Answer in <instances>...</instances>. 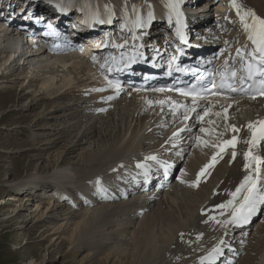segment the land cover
Segmentation results:
<instances>
[{"label": "rangeland", "instance_id": "obj_1", "mask_svg": "<svg viewBox=\"0 0 264 264\" xmlns=\"http://www.w3.org/2000/svg\"><path fill=\"white\" fill-rule=\"evenodd\" d=\"M207 2H209V0H207ZM223 2V0H213L210 3H205L204 0H197L195 4L190 2L188 5L190 7L188 8H190L191 12L198 13V15H202L203 13H207L208 15L216 8L222 10ZM244 5L239 9L244 11L246 7ZM5 7L6 5L0 6L3 15L7 16L9 12H14L13 8L15 6H11V9H8V11ZM30 12L32 13L33 11ZM30 12L26 11L27 15H29L28 17L31 19L33 14H30ZM33 13H36V10H34ZM11 15L8 17L17 16L15 13ZM17 17L21 18L20 15ZM222 20L216 26L213 27V25H210L209 28L205 29V33L209 36L207 39H213L208 41V43L212 42V45L217 51L229 50V47L236 43L240 33L239 27L235 25V22L227 24L224 19ZM65 27L67 26L65 25ZM2 28L0 24V29L2 30ZM78 33L81 35L83 32L79 31ZM3 35H0V39L4 37ZM15 38L18 43V36ZM3 43L4 42L0 41V49L3 48ZM16 48L20 50V44H18ZM40 50H42L41 47L31 52V49L22 46V53H25L27 58L30 59L28 62L23 59L16 64L7 63L6 57L9 53L0 51V264H28L30 260H34L35 264H96L99 259V257H97L99 251H111V249L113 251L117 249L121 255H125V253H135L136 244L134 242L133 232L139 229L143 218L137 214L136 211L138 209H133V212L130 211L131 213L128 211L126 216H124L125 213L119 215L121 220H123L120 222L123 226H126L122 227L120 222L116 223V225L111 224L105 226L106 229L100 228L99 230L101 232L98 230L94 233V236L92 235L95 241H93L92 236H89L90 238L87 237V239L89 241L92 239L90 242L85 239V241L79 244L73 241L71 243L67 238L71 236L72 225L65 216L70 206V201H59L57 196L51 195L47 189H51L53 187L52 185L41 186L42 188L40 187L33 195L29 191L30 187H28L29 189H25L28 191H25L21 183L34 177L35 174L37 177L47 178L62 170H73L76 175L75 185L78 186L79 180H84L81 178L89 175V178L94 179V177H97L98 173H107L108 175L110 174V170L108 169L112 168L109 166L110 163H107L109 160H97L98 164L93 166L97 168L100 167L101 170L92 174L90 167L86 168L87 166L83 164L84 162L94 161V159L100 158L99 156H101L102 153H106L111 147L117 145L119 147L114 152L122 153L127 145L131 143L135 145L139 141L134 151L136 155L143 153L146 156H155L157 158L156 160H161L162 157H174L176 160L179 156H183H181V154H175V152H188V154L185 155V161L181 164V171L175 176L171 185L164 191H150L147 194L139 193L127 198H115V193H108L109 196L114 199L113 203L110 204L96 201L95 205L92 207L85 206L86 204L83 202L82 204L76 203L77 206L73 209L76 213L75 217L71 215L72 218L70 217V219H75V221H77L76 219H80V215L85 213H87L88 217L90 215L93 216L102 209H109V211L116 214L117 211L125 208V210H130L131 204L141 201L144 206H150V211L156 212L164 209L169 215L175 216L178 222L181 223V226L183 225V231L186 232L182 237L184 243L181 244L180 249H177L174 254H172L170 244L168 248L165 249L166 251H163L164 254H162L163 252L160 254L161 259H158L159 261L154 263L175 264L178 258L182 262L184 259L193 256L195 254L193 252H196V248L192 247H195L197 243H201L206 237L201 235L204 229L215 227L216 230H218L219 227L217 226H222V224H217L216 220L211 218L210 221L207 222L208 224L199 222V219L204 221V216H201L199 212L205 205L212 202V192L217 189L218 184L214 183L211 177L208 179V176V178L206 177L207 179L205 178V180L201 181L202 183L200 182L202 187L201 184L198 185V187L194 184L193 180L189 182L182 178L180 176L182 174L181 172L182 170L184 171L188 163L194 159L196 153L204 152L205 150L203 149L205 148L206 150L214 149L213 144L221 140V138L222 140L226 138L228 140L227 134L230 132L227 131L232 130L230 125L232 126L233 124L240 129V127L245 124V121L249 118L251 119L254 114L250 116L245 110L239 108L236 112H230V114L228 112V118L225 119L221 109L217 111L211 110L209 105H203L204 108H208L212 113L220 112L222 115L216 116L209 114L205 116L203 121H200L198 117L193 119L192 113L190 114V112H188V119H185V113H174L172 109L166 106L160 109V107H158L160 104H156V102L160 101L159 99L163 100V97H159L155 100L153 99L152 92L137 94L140 99H143L141 100L142 102L145 101V106L149 104V106L147 105L148 107H140L142 110L140 112L139 108L132 109L126 105V103L125 105L122 104L124 100L130 101L132 94L133 96L135 94L134 91L124 93L120 98L121 100H115L109 107L104 106L98 102V97L95 94L100 91L98 89H106L107 86L105 81L98 76V73L95 74V78L90 81L77 79L76 74L75 76L70 74V71H74L72 63L62 64V66H67L65 68H55L53 70L55 72L51 73L46 70L45 62H43L44 58L49 59L50 56L45 54L41 57H37L36 51ZM34 54L36 55L34 56ZM77 63L79 64H77V67L80 71H87L88 69L87 72H90L94 70L90 68L89 65L80 64L79 61ZM94 72L95 71H93V73ZM42 73H44V75ZM64 92L68 93L67 96L65 95L63 99H57L59 95L64 94ZM148 98L149 100H147ZM151 100L152 104H156H154L155 106L152 104L150 106L149 101ZM75 102L78 104H74ZM231 102L233 104L235 100H230L226 103L230 104ZM226 103L222 105H226ZM203 111L204 109L201 110L199 114L202 115ZM209 121H212V123H209ZM223 127L224 129H222ZM194 128L196 129L194 130ZM201 128L208 129V132H201ZM107 130L111 132V138L105 137L104 134ZM125 132H128L129 136ZM130 132L132 136H130ZM86 134V144L76 147V151L73 150V154L71 155L69 150L71 151L73 149L72 147L76 145V142ZM197 136L200 137V140H197ZM215 136L216 138L218 136V138L216 139ZM99 139L100 141L98 143L97 140ZM201 141H207L208 143L204 144ZM211 143L212 145H210ZM218 143H216L217 146ZM175 149L177 151H175ZM218 151L221 154V151ZM218 151L214 154L217 155L219 153ZM85 153L87 156L86 158L92 154L91 158H89L90 160H78L79 158H77V156L80 154L84 155ZM66 155V160H63ZM226 155H228L229 158L231 157L229 152L228 154L225 153V156ZM72 157L76 158L72 159ZM117 157H119V155ZM126 160H129V158ZM215 162L210 164L215 167ZM222 162L218 165H221V167L224 166V168L230 167L228 159ZM212 166L207 169L212 170ZM262 171L264 172V168ZM11 185H19L21 187L14 192L10 191L14 190L9 188ZM19 192L25 193L20 195ZM41 193L44 196H40ZM75 193L77 194V192ZM48 194L51 196L49 197ZM77 196L73 198L75 201H79ZM92 201V197H89L87 200L88 204L93 203ZM53 203H55L54 206L51 205ZM162 204L164 207H162ZM37 206L43 208L39 215L32 212ZM48 207H50V209L45 213ZM218 212L214 213L211 217H216L217 220L221 221L230 219V212L223 211L225 216L222 217L218 216ZM135 213L137 216L134 215L133 217ZM188 218H191V220L187 223L186 220ZM259 220H261L262 223H259ZM259 220H257L256 225L247 238H240L242 233H240V231L236 232V239L239 241L244 240L246 243L245 247H247L236 264H247V260L252 257L249 252L250 247L257 242L264 243V229L262 226L264 224V206ZM124 221L127 222L124 223ZM201 224L204 225L203 228ZM55 226H62L61 232L57 233V230L54 229ZM110 226H116L118 228H111ZM120 227H122V229L128 227L126 228L127 233L123 234L122 231H120L122 230ZM97 233L99 234L97 235ZM214 233L215 238H217L219 231H217V233L214 231L213 235ZM198 237L201 238H199L200 241H198ZM96 238L99 240H96ZM179 240L180 238L175 237L172 244L178 243ZM174 246V248L179 247L177 244ZM201 246L200 247L203 248L205 245L203 244ZM74 247L78 249L76 250L77 253L75 252L73 257L67 258V254L75 250L73 249ZM189 248L195 251L191 253ZM186 249H189V252L185 251ZM197 251L198 254L201 253V251ZM204 252L205 251H203V253ZM193 258L191 257V259ZM189 263L188 261L186 264Z\"/></svg>", "mask_w": 264, "mask_h": 264}, {"label": "bare ground", "instance_id": "obj_2", "mask_svg": "<svg viewBox=\"0 0 264 264\" xmlns=\"http://www.w3.org/2000/svg\"><path fill=\"white\" fill-rule=\"evenodd\" d=\"M113 1L118 2V3L123 2V0H113ZM125 1L129 5H137V6L145 7V8H148V3L155 2L154 4L159 6L162 11L167 10V4H162L160 2V0H125ZM172 1L173 2H169V5L171 3H175L176 2V0H172ZM226 1H227V4L225 5V7L228 10V12L225 13V14H223L221 12H216L215 16L217 18H219V19H223L224 18V20L226 19L225 21H227V22H236L237 24L243 25V27H244V23L241 21V17H240V14H238L237 8L233 6L232 0H226ZM236 4L239 5V8H241V6L244 5V4H245L244 6H246L244 11L240 9V13L241 14H243L245 12H251V13H254L255 16H257V17H259L261 19H264V0H236ZM5 9L8 11V9H10V8H8V6H6ZM13 9H14L15 15H17V16L18 15H27L26 11L27 12L29 11V10H27L26 7H22V5H19V4H16ZM217 11H220V10L217 9ZM1 14H2V12H1V8H0V15ZM30 14H33V13L30 12ZM10 15L11 14L9 13V16ZM43 15H44V17H48V18L50 16L48 13H44ZM4 16L8 17V14H7V16L6 15H4ZM27 16H29V15H27ZM210 16H211L210 14L207 15V13H206V14H204L202 16H199V17L195 16V17L200 18V19H208V18H210ZM251 18H252L251 16L247 17V20H248L249 23L252 22ZM189 20H191V18H189ZM65 23L67 24L66 25L67 27L64 26V28H66V29H74V27L78 28L77 21L75 19L66 20ZM201 23H207V22H205L203 20ZM157 27L159 28L160 26H157ZM163 27L165 28L164 34H168L169 31L171 30L170 24H166ZM154 28H155L154 30H157L156 25L154 26ZM2 29H6V27L4 26ZM77 31L82 32L81 30H78V29H77ZM199 31H201V30H199ZM244 31H245V36H246V34H249V31L247 29H245V27H244ZM78 34L79 33L77 32V35ZM0 35L4 36L2 39H0V41L4 42L3 43L4 46H3L2 49H0V51L1 52L3 51L4 53H9L8 56L6 57V62L7 63L16 64L17 62H21L23 59H25L26 62H28V60L30 58H27V55L25 53H22V52L18 51L19 49L16 48L17 45L18 44L21 45V43H20L19 40H18V43H17V39L15 38L16 35L11 31V29H10L9 33H3V30L0 29ZM245 36L243 37V42H244ZM58 51H62V49L60 48V49H58ZM17 52H20V54H19V56L17 58H15ZM31 52H33V51L31 50ZM59 53H63V52H59ZM36 54H37V57H41V56L45 55L46 52L36 51ZM36 54H34V56ZM62 55L63 54H60L59 56H56V57L54 56L55 59H54V57H50L49 59L44 58L43 62H45V65H46V68H47L46 70H48L51 73L52 72L54 73L55 71H53V70L55 68H57V69L58 68H65L67 66V65L62 66V64L72 63L74 71H70V74L73 75V76H75V74H76L77 79H85L86 81H90V80H93L95 78V76H94L95 72L93 73L92 70L90 72H87L88 69H87V71H84V70L80 71V69L77 67L79 65L77 63L78 62L77 59L72 57L70 60L62 61L63 60V56ZM72 60H75V61H72ZM27 65H29V64H27ZM95 68L97 70L99 69L98 67H95ZM100 70H102L104 72L103 69H100ZM68 73H69V71H68ZM42 74L44 75V73H42ZM68 76H70V75H68ZM73 80H74V78H73ZM67 94L68 93L64 92V94H60L57 99H63L65 97V95L67 96ZM95 94L98 97V102L100 104L109 107L111 104L114 103L115 100L120 99L123 96L124 93H121L120 91L117 93V91L115 89L113 90V89H111L109 87L107 89H102V90L98 91ZM161 95L164 96V99L162 101H165V103L162 104V105H165L167 102L169 103L168 105H172V103L169 102V100H168V98H171V95H167V94H161ZM109 97H113V98L109 99ZM142 98H144V97H142ZM146 98H147V96H146ZM141 100H143V99H140V97H138V95L134 94V96H133V94H132L130 101L129 100L128 101L124 100V102H122V104L125 105V103H126V105H128L132 109L139 108V111L141 112L142 110L140 109V107H142V106L146 107L147 105L149 106V104H146V106H145V104H144L145 101L142 102ZM147 100H149V98ZM238 101H237L238 107H235V105H233V106L228 108L231 113L232 112H236L240 108L241 110H245L247 113H249L250 116L253 115V114L254 115L251 117V119L250 118L247 119V120L245 119L246 120L245 124L240 127V133L239 134L237 132H233L231 129H230L231 131H227L229 129L223 130V131L230 132V133L227 134L228 140L231 137H234V136L237 138V143H236L235 147L225 146L224 142L227 140V138L223 139V140L221 138V140L218 141L220 143L216 142V143H218V146H217L216 143L213 144V148L214 149L206 150V148H205V149H203L205 151L204 152L202 151L203 153L202 152H200L201 154L200 153H196L194 159L191 160L188 163V165L184 168V171L181 172L183 174L182 178H184L185 180H187L189 182L190 181L192 182V180H193L195 185H196L195 182L197 181L198 178H199V184L198 185H200L202 183L201 181L205 180L206 177L208 178V176H209L208 179H210V177H211V179L214 180V183L218 184L217 189L214 192H212L213 195L211 194L212 195V197H211L212 202L208 203V205H205V207H203L201 209V211L199 212V214H201V216H204V221H201V219H199L200 223L203 222L204 224H206L208 221H210V219L208 220L210 215L214 214L215 212L221 211L220 209L217 208V205L226 203L228 201V197H229L230 193L235 192V190L240 186V184L243 182V180L245 179L246 176H248L250 174L251 175H255L254 174L255 172L253 171V168L255 167V165H253V167H250V168H247V169L245 168V165L249 163V161L245 159V153L249 152L251 149L253 150V147H252L253 144L249 143V141H251V139H252V132L248 129V124L249 123H255V122L260 120L261 115L264 116V102H263V105H262L261 101L255 102V101L247 100V99H244V100L242 99L241 101H239V103H238ZM151 102H152V100H151ZM153 102H154V100H153ZM234 103H236V102H234ZM74 104H78V103L75 102ZM151 104L152 103H150V106H151ZM154 104H152V105H154ZM156 104H157V102H156ZM162 105H161V107H162ZM176 105H182V103L181 102H177ZM73 106H75V105H73ZM128 106H126V107H128ZM227 106L228 105L224 106L223 108H225ZM158 107H160V106H158ZM168 108H170V107L168 106ZM215 108H217V107H215ZM55 109H57V108H55ZM221 110L224 111V109H221ZM194 118L195 117H193V119ZM230 127H231V125H230ZM195 129L196 128H194V130ZM222 129H224V127ZM131 132H132V130H131ZM131 132H130V136H132ZM125 133H127V135L129 136L128 132H125ZM90 135H91V132H90ZM90 135L88 134L89 137H90ZM104 135H105V137L108 138L112 134H111V132L109 130H107ZM220 136H222V135H220ZM140 137H142V136H140ZM225 137H226V135H225ZM136 138H137V136H136ZM215 138H216V136H215ZM217 138H218V136H217ZM85 141H87V134L85 136L83 135L81 137V139H79L76 142V145L74 147H72L73 149L71 151L69 150L70 154L71 155L73 154V150L76 151V147H79V146H81L83 144H86ZM97 141L99 143L100 139L97 140ZM137 144L134 145V144L131 143L130 145H127L124 148V150L122 151V153H115L114 151L119 146L118 145L117 146H113L106 153L105 152L102 153V155L99 156L100 158L94 159V161L84 162L83 164H85V166H87L86 168L90 167L92 174L97 173V172H99L101 170L100 167L97 168V167L93 166V165H97L98 164L97 160H106V161L109 160V161H107V163H110L109 166L114 167L115 166L114 164L117 163L119 160H126L127 158H131L132 156H139V154L136 155V153L134 152ZM210 145H212V143ZM221 148H223V151H221ZM225 149L227 150L225 153L228 154V152H229V154H231L230 158L228 157V155L225 156V159L226 160L228 159V161L230 162V167L229 168H224V166L221 167V165H218L217 162L214 163L215 167L212 166L210 163L213 161V157H215V160L219 159L221 156L223 157L225 155V153H224ZM218 150L221 151V154H219V156H215V154H216L215 152L218 151ZM233 152L236 153L235 158H233ZM261 153H262L261 151L253 152V154L254 155L256 154L257 156H261ZM91 155L92 154H90L89 157L86 158L87 157L86 153L84 155L80 154V155L77 156V158H79L78 160H90L89 158H91ZM118 155H119V157H117ZM66 157H67V155L65 156V158L63 160H66ZM73 158H76V157H72V159ZM118 158H120V159H118ZM91 160H93V159H91ZM208 164H210L213 167V169L212 170L211 169H206L205 174L203 176H201L200 175L201 174V170L205 169V166L208 165ZM125 169H126V167H121V170H125ZM145 172H146V169L143 168L141 170V173H145ZM99 174L103 175L104 177H105V175H107V173H102V174L98 173V175ZM77 175H78V173H77ZM98 175H97V177H98ZM97 177H94V179H93V178H89V175H87L86 177L81 178V179H84V180H79V182L77 184L78 186H76L75 185L76 184V182H75L76 175H75L74 171L73 170H62V171H60V172H58L56 174H53V175H51V176H49L47 178L37 177L36 174H35L34 177H32L30 179H27L26 181L22 182L21 185H22L24 190L25 189H29L28 187H30L29 191H30L31 194H33L36 191H38L39 188L41 186H43V185L44 186L52 185L53 189H54V192L52 194L50 193L51 195L57 196L59 201H63V202L64 201H67V202L70 201L71 202V203H69L70 206L68 208V211L65 214L66 219H69L70 224L72 225L71 236L69 238H67L68 241L71 242V243L73 241L74 243L77 242L79 244V243H82L83 241H85V239L88 242H90L92 239L89 241L87 239V237L92 236V235L94 236V233L97 232L100 228H105L106 229L105 226H109L111 224H115L116 225V223H118L120 221L122 222L123 220H121V218L119 217L120 214H124L125 213L124 216H126L128 211L130 212L133 209H138L136 211L137 214H139V216L143 217V218L141 220L139 229L136 230L135 232H133L134 242L136 244V246H135V251L136 252L132 253V254H126L125 253V255H121L119 250H117V249H115L113 251H112V249H111V251H107V250L106 251H99L98 255H97V257H99V259H98V262L96 264H155L154 262H157V261H159L158 259H161V257H160L161 255L160 254L166 248H168V246L170 244H171L170 245V249H171L172 254H174V252L177 249H180L181 244L184 243V240L182 239V237H183V235L186 234V232L183 231V229H184L183 225L181 226V223L178 222V220L175 218V216L173 217L172 215H169V213H167L164 209L160 210V211H156V212L155 211H150L151 210V208H149L150 206H144V204L141 201L140 202H138V201L134 202L133 204H131V206L129 205L130 208H131L130 210L129 209L125 210L126 209L125 208V209H122L120 211H117L116 214H114L112 211H109V209H102L101 211L99 210L100 212L96 213L93 216L90 215L88 217L87 213H85V214L80 215V219H76L77 221H75V219L74 220L70 219V217L72 218V216L75 217L76 213L74 212L75 210H73V209H75V207L77 206V204L74 203L75 199H71V197L74 198V196L70 195V193L77 192V194H78L77 198L80 199V200L83 199V200L86 201L85 198L86 197H90L93 189H95L96 187H99V183H98V181H96ZM90 185H92V186H90ZM67 186H72V187H67ZM20 187L21 186H19V185L18 186L17 185L9 186V188L14 189V190H11V191H14V192H15L16 189L19 190ZM201 187H202V184H201ZM31 189L34 190V191H32ZM43 189H44V187H43ZM25 191H28V190H25ZM43 193H45V192H43ZM41 195H43V194L41 193L40 196ZM75 202L79 203V201H75ZM51 205L54 206L55 203H53ZM129 206H127V207H129ZM162 207H164L163 204H162ZM49 209H50V207H48V209H47V211L45 213H47ZM42 210H43V208H41L40 206H37L35 208V210L32 211V212H34L35 214L39 215V213H41ZM134 215H136V213L133 214V217H134ZM41 217L44 218L43 216H41ZM125 218H127V217H125ZM190 220H191V218H188L186 220V222L188 223V222H190ZM126 222L124 221V223H126ZM128 223H129V221H128ZM121 225H122V223H121ZM215 225H217V224H215ZM230 225L231 224L222 225L221 227L218 225L217 226V227H219L218 230H216L215 227H213L211 229H209V228L204 229V232L201 235L203 237H205V236L206 237L204 238V240L201 243H197V245H195V247L194 246L192 247V248H196V252H193L195 250H192V248L191 249L189 248L191 250V253L192 252L195 253L193 255L194 258H193V256H191L193 259H191V257L188 258V259H184V260L182 259L183 260L182 262L178 258L176 260L177 261L176 263L177 264H180V263L186 264L189 261L190 262L189 264H202V258L206 257L207 252H210L213 248H215L220 243V240L224 237V234L226 232H228L227 229L229 228ZM124 226H126V225H124ZM124 226L122 225V227H124ZM203 226L204 225H202V228H203ZM211 226H212V224H211ZM262 226H263V229H264V224ZM110 227L111 228H114V227L118 228L116 226H114V227L110 226ZM122 227H120V228L122 229ZM62 228H63L62 226H60V227L55 226L54 227V229L57 230V233L61 232ZM126 228H128V227H126ZM126 228L125 229L123 228L120 231H122L123 234H126L127 233ZM112 231H113V229H112ZM214 231H216V233H217V231H219V234L217 235L218 236L217 238H215V233L213 235ZM99 233H97V235ZM123 234H121V235H123ZM97 235H95V236H97ZM201 235H200V237H201ZM175 237L180 238V240H179L178 243L172 244L173 239ZM200 237L197 238L198 241H200V239H201ZM99 238H101V237H99ZM94 239L95 238L93 237V241H95ZM119 239H121V238H119ZM96 240H99V239L96 238ZM132 244H133V242H132ZM176 244H177V246L179 245L178 248H174L175 247L174 245H176ZM195 244H196V242H195ZM203 244L205 246L203 248H201L202 247L201 245H203ZM96 245H97V243H96ZM116 247H118V246H116ZM245 248H247V247H245ZM73 249H75V250H72L69 254H67V258L68 257H73L75 255L76 250H78L76 247H74ZM189 249H186L185 251L189 252ZM197 250L201 251L202 254L201 253L198 254ZM203 251H205V252L203 253ZM164 252L162 254H164ZM249 252H250L252 257L249 256L250 259L247 260V264H264V243H260V242L255 243L253 246L250 247ZM206 263H207V261H204V264H206ZM28 264H35V261L34 260H30L28 262Z\"/></svg>", "mask_w": 264, "mask_h": 264}, {"label": "snow or ice", "instance_id": "obj_3", "mask_svg": "<svg viewBox=\"0 0 264 264\" xmlns=\"http://www.w3.org/2000/svg\"><path fill=\"white\" fill-rule=\"evenodd\" d=\"M233 6L237 8L238 14H240L241 21L244 23L245 29H247L250 34L248 39L255 45V49L250 54V58L245 63L244 73L243 75L238 76L236 71L221 73L220 84L217 85L214 80L210 82L209 85L202 86L199 90L196 89L195 86L190 91H186L184 89H178L182 95L191 96V107L188 105H176L175 101H172L174 111L179 110V107H183L185 110V119H188V112H196L197 108L200 106V101H207L208 95L212 96H220L224 93L221 92V89H227L229 92H244L248 91L253 86L258 83L260 88L258 90V94L264 96V19L256 17L254 13L245 12L243 14L240 13L239 5L236 4V0H232ZM173 10L177 12V15H181L179 13V0H176L175 3H171L169 5ZM135 10V9H134ZM111 11V10H110ZM252 17V22L249 23L247 17ZM94 19L99 23H104L105 21L99 19V14H95ZM149 21L153 19L152 13L150 12L148 15ZM109 22H111V16H109ZM137 26L141 25V21L139 17L137 18ZM177 35L184 39L180 29H177ZM237 55L243 56V54L238 50ZM257 77L259 78L257 81ZM201 79H204L201 77ZM252 81V83H248ZM247 85V87H245ZM109 86L116 89L117 93L120 90L119 82L109 81ZM215 89V91H213ZM102 90V89H98ZM158 91H164V89H158ZM113 97H109L112 99ZM255 98V97H253ZM149 103H152L149 101ZM159 104H164L165 101H157ZM231 105H228L224 108L223 116L225 119L228 118V108ZM210 114V110L205 108L203 114L197 113V117L200 121H203L205 116ZM216 116H221L222 113L216 112L211 113ZM212 123V121H209ZM232 131L238 132L236 126L232 125ZM248 129L252 132V139L249 141L251 144H256L260 140H264V121H257L255 123H249ZM201 132H208V129L201 128ZM175 135V134H174ZM197 140H200V137H197ZM204 144H207V141H201ZM237 143V138L234 136L232 140L225 141V146L235 147ZM223 151V148H221ZM236 153L233 152V158H235ZM148 159L156 160L155 156H150ZM245 159L249 161L248 164L245 165V168H250L255 165L253 171L255 175H248L245 177L244 181L240 184V186L235 190V192L230 193L233 199L227 201L224 204L217 205V208L220 210L229 209L230 210V219L228 220H217L216 217H210L213 220H216L217 224L227 225L233 224L236 226H242L250 222L251 218L257 213L258 208L264 205V184L261 183L260 176V167L259 165L264 164V160L259 157L254 156L251 151L245 153ZM213 162H215V157H213ZM138 167H143V165H138ZM211 167V165H206L205 169L201 170V176H203L206 172V169ZM196 186L199 184V178L195 182ZM220 215H224V212L221 211ZM224 241H220V245H223ZM223 255V248L217 245L212 251L209 253L207 257L202 258V264L204 261H207L208 264H215L216 260Z\"/></svg>", "mask_w": 264, "mask_h": 264}]
</instances>
